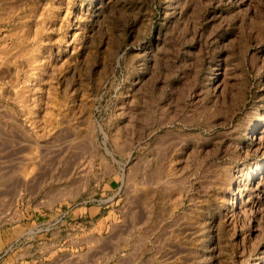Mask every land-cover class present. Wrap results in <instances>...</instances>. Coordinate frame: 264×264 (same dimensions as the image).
<instances>
[{
  "label": "rangeland",
  "instance_id": "obj_1",
  "mask_svg": "<svg viewBox=\"0 0 264 264\" xmlns=\"http://www.w3.org/2000/svg\"><path fill=\"white\" fill-rule=\"evenodd\" d=\"M0 264H264V0H0Z\"/></svg>",
  "mask_w": 264,
  "mask_h": 264
},
{
  "label": "crops",
  "instance_id": "obj_2",
  "mask_svg": "<svg viewBox=\"0 0 264 264\" xmlns=\"http://www.w3.org/2000/svg\"><path fill=\"white\" fill-rule=\"evenodd\" d=\"M13 238V237H12Z\"/></svg>",
  "mask_w": 264,
  "mask_h": 264
}]
</instances>
